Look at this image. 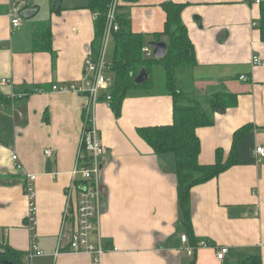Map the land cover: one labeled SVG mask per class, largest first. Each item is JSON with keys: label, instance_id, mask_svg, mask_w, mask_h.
<instances>
[{"label": "crops", "instance_id": "0c3cea01", "mask_svg": "<svg viewBox=\"0 0 264 264\" xmlns=\"http://www.w3.org/2000/svg\"><path fill=\"white\" fill-rule=\"evenodd\" d=\"M53 1L0 0V80L12 82L0 88V247L21 252L25 264H95L90 255L68 252L61 242L67 191L91 102L86 94L51 90L53 84H84L85 60L94 56L95 15L87 8L88 0H63L58 12L51 11ZM257 1L119 0V23L143 34L145 46L164 31L162 5L185 4L182 23L197 64L178 70V87L201 102L219 91L237 97L236 106L217 113L212 126L197 130L200 164H214L219 149L227 157L234 133L246 125L254 129L239 143L236 166L192 189L194 235L209 247L189 256L191 244L182 242L175 157L155 154L138 134L140 128L173 123L172 97L165 91L130 95L119 117L101 99L92 109L106 147L100 232L107 253L101 264H239L250 256H260L264 264V160L258 161L255 153L257 146H264V65L252 63L256 55L264 61L259 29L264 0ZM15 18L20 19L17 27L12 25ZM45 22L50 24L51 50L35 51L34 32ZM110 42L113 50L114 36ZM160 42L168 45V37ZM108 75L113 79V73ZM39 87L47 92L31 93ZM29 92L22 98L10 96ZM47 150L53 155L48 157ZM14 154L24 172L16 170ZM25 174L37 176L35 233L44 251L31 259ZM222 247L229 252L220 261Z\"/></svg>", "mask_w": 264, "mask_h": 264}, {"label": "trees", "instance_id": "16d2710c", "mask_svg": "<svg viewBox=\"0 0 264 264\" xmlns=\"http://www.w3.org/2000/svg\"><path fill=\"white\" fill-rule=\"evenodd\" d=\"M62 1L54 0L51 11L58 12ZM111 1L88 0L87 8L95 15L94 57L100 51ZM162 7L166 13L164 31L161 34H155L157 41H160L162 36L168 37L167 53L162 59L144 57L142 49L145 46V36L143 34L135 33L121 23L120 30L113 31L114 49L110 73H113L114 77L111 79L110 95L112 100L110 107L115 116L119 117L122 113L124 100L132 95L133 91L153 89L152 66L159 64L163 67L165 92L173 99V123L168 126L140 128L138 134L155 154L174 155L180 206L184 216L182 230L191 246L195 247L199 241L195 238L192 224L191 191L195 186L207 183L236 166L239 143L254 128L252 125H246L234 133L232 149L227 157H225L224 151L219 149L216 151L214 164H200L201 142L197 130L212 126L217 113H225L229 108L236 106L237 97L230 92L219 91L208 100L201 102L190 97L178 87L176 81L178 70L196 66V52L188 30L182 23V13L186 5L166 3ZM260 15L259 29L264 42V2L260 3ZM51 46L50 24L45 22L40 24L34 32L33 47L35 51H50ZM143 68L147 69L149 79L144 84H137L135 78ZM23 258L24 255L21 252L9 246L0 248V263L7 260L14 264H25ZM190 264H194V261ZM239 264H262V259L260 256H250L242 259Z\"/></svg>", "mask_w": 264, "mask_h": 264}, {"label": "built area", "instance_id": "2783aa9c", "mask_svg": "<svg viewBox=\"0 0 264 264\" xmlns=\"http://www.w3.org/2000/svg\"><path fill=\"white\" fill-rule=\"evenodd\" d=\"M257 2L260 1L258 0ZM118 8L119 0H112L107 13L106 28L102 36L100 51L96 57L90 55L85 60L87 76L84 79V84L81 86L75 84H53L51 87L52 92L86 94L91 102L92 108L84 120L80 138V158L72 171L73 184L67 191V211L64 217L61 242H66L68 252L90 255L95 264H101L107 253V248L100 232L101 218L104 212L101 158L106 152V147L100 137L99 130L95 126L92 109L102 98L109 107L111 104L110 87L112 80L108 77V74L112 69V62L107 60L106 50L113 36V31L118 32L121 28L120 23L117 22ZM19 24V18L12 20L14 27H17ZM142 52L145 58L153 57V49L149 46H144ZM252 63L258 66L264 65V61L257 55L252 58ZM240 79L243 81L248 80L246 76H241ZM10 85H12L11 80H0V88ZM46 92L47 90L45 88L39 87L31 93L45 94ZM28 95H30V92L28 94H10L12 99L22 98ZM255 153L258 161L264 160V146H257ZM45 154L49 157L53 155V152L52 150H47ZM12 160L16 163V170L24 172V167L19 162L16 154L12 156ZM25 176V190L30 203L27 221L32 231L27 258L31 259L44 255V251L37 245V235L35 233L37 207L35 204L36 191L34 182L37 176L32 174H25ZM255 214L258 215V212H255ZM182 242L185 244L189 243L186 235L182 236ZM206 247H209V244L202 241L195 247L189 246L187 253L189 256H193L198 249ZM113 251H118V247H114ZM59 252L60 249L56 251V255ZM228 252L229 249L227 247L220 248L217 252V258L222 261Z\"/></svg>", "mask_w": 264, "mask_h": 264}, {"label": "rangeland", "instance_id": "374dc122", "mask_svg": "<svg viewBox=\"0 0 264 264\" xmlns=\"http://www.w3.org/2000/svg\"><path fill=\"white\" fill-rule=\"evenodd\" d=\"M117 22L118 18H117ZM102 44V43H101ZM106 58H111L113 54L112 50V42L108 43L107 50H106ZM153 58V57H152ZM151 59V58H147ZM152 70V81H153V89L151 90H143V91H133L131 94H142V93H157L160 91H165L166 90V85H165V72L162 66L159 64H155L151 68ZM109 77V76H108ZM1 248V247H0Z\"/></svg>", "mask_w": 264, "mask_h": 264}, {"label": "water", "instance_id": "95a60500", "mask_svg": "<svg viewBox=\"0 0 264 264\" xmlns=\"http://www.w3.org/2000/svg\"><path fill=\"white\" fill-rule=\"evenodd\" d=\"M153 49V59H162L167 53L168 45L165 42L153 41L148 44ZM149 79V73L146 68H143L135 78V83L144 84ZM0 264H14L11 261L4 260Z\"/></svg>", "mask_w": 264, "mask_h": 264}]
</instances>
